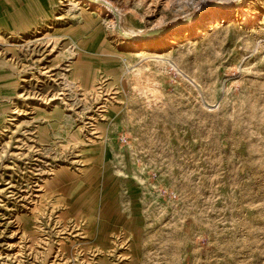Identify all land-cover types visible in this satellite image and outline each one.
Instances as JSON below:
<instances>
[{"label":"rangeland","instance_id":"rangeland-1","mask_svg":"<svg viewBox=\"0 0 264 264\" xmlns=\"http://www.w3.org/2000/svg\"><path fill=\"white\" fill-rule=\"evenodd\" d=\"M0 264H264V0L0 27Z\"/></svg>","mask_w":264,"mask_h":264},{"label":"crops","instance_id":"crops-1","mask_svg":"<svg viewBox=\"0 0 264 264\" xmlns=\"http://www.w3.org/2000/svg\"><path fill=\"white\" fill-rule=\"evenodd\" d=\"M51 1L0 0V27L6 28L10 32H20L30 28L46 16ZM89 204L92 205V202ZM88 208L90 209L89 206Z\"/></svg>","mask_w":264,"mask_h":264},{"label":"bare ground","instance_id":"bare-ground-1","mask_svg":"<svg viewBox=\"0 0 264 264\" xmlns=\"http://www.w3.org/2000/svg\"><path fill=\"white\" fill-rule=\"evenodd\" d=\"M84 1H85V0H84ZM106 8H108V7H106ZM108 9H109V8H108ZM107 11H109V10H107ZM110 11H111V10H110ZM221 12H222V11L220 10V12H219V13H221ZM112 15H113V14H112ZM113 16H115V17H116V16H118V15H116V13H115ZM118 17H119V16H118ZM113 19H114V18H113ZM118 20H119V19H118ZM116 22H117V20H116ZM192 26H193V25H192V23H190V24H189V28H192ZM187 27H188V26H187ZM182 31H183V30H182ZM123 33L125 34V32H124V31H123ZM167 33H168V32H167Z\"/></svg>","mask_w":264,"mask_h":264}]
</instances>
